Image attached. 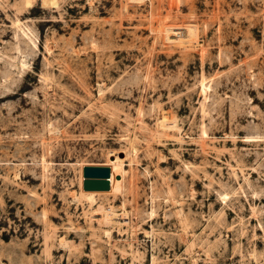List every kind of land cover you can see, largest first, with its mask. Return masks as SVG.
I'll return each mask as SVG.
<instances>
[{"label":"rangeland","instance_id":"obj_1","mask_svg":"<svg viewBox=\"0 0 264 264\" xmlns=\"http://www.w3.org/2000/svg\"><path fill=\"white\" fill-rule=\"evenodd\" d=\"M0 264H264V0H0Z\"/></svg>","mask_w":264,"mask_h":264},{"label":"water","instance_id":"obj_2","mask_svg":"<svg viewBox=\"0 0 264 264\" xmlns=\"http://www.w3.org/2000/svg\"><path fill=\"white\" fill-rule=\"evenodd\" d=\"M111 160H113V157ZM83 176L85 178V190L106 191L111 187L110 178L112 176V167L109 165L85 166Z\"/></svg>","mask_w":264,"mask_h":264},{"label":"bare ground","instance_id":"obj_3","mask_svg":"<svg viewBox=\"0 0 264 264\" xmlns=\"http://www.w3.org/2000/svg\"><path fill=\"white\" fill-rule=\"evenodd\" d=\"M113 160H114V158H113ZM113 160H111V161H113ZM85 179V178H84ZM85 181V180H84ZM85 190V189H84ZM111 190V187H110V189L109 190H106V191H110ZM85 191H91V190H85ZM106 191H95V192H106Z\"/></svg>","mask_w":264,"mask_h":264}]
</instances>
